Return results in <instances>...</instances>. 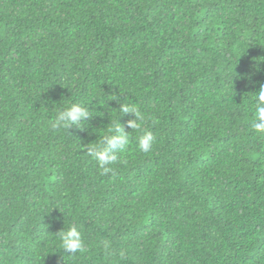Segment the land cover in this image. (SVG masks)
Returning <instances> with one entry per match:
<instances>
[{"label":"trees","instance_id":"16d2710c","mask_svg":"<svg viewBox=\"0 0 264 264\" xmlns=\"http://www.w3.org/2000/svg\"><path fill=\"white\" fill-rule=\"evenodd\" d=\"M261 85L264 0H0V264H264Z\"/></svg>","mask_w":264,"mask_h":264},{"label":"clouds","instance_id":"9594fccd","mask_svg":"<svg viewBox=\"0 0 264 264\" xmlns=\"http://www.w3.org/2000/svg\"><path fill=\"white\" fill-rule=\"evenodd\" d=\"M253 115L250 121L252 130L257 134H264V85H261L259 91L253 94ZM120 114L132 113L135 120L128 122V127L133 130L141 128L138 121H142L143 116L137 106H128L121 104L120 108L116 110ZM88 116V111L73 104L66 107L57 115L56 128H67L71 124L77 123ZM115 132L116 135L112 133ZM154 141V136L150 131H144L143 135L139 137L138 149L141 152L147 153L151 150ZM130 142V134H125L123 129L116 123L108 128V134L102 135L101 143L93 144L88 148L89 155H92L96 160L99 168L103 173L110 172L111 165L118 160V152H122ZM99 149V150H98ZM61 248L64 251L76 253L83 247V241L79 231L70 227L67 232H62L60 235Z\"/></svg>","mask_w":264,"mask_h":264}]
</instances>
